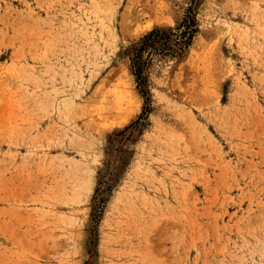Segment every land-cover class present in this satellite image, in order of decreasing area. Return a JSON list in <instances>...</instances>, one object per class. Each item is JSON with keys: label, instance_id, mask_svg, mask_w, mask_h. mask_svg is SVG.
Segmentation results:
<instances>
[{"label": "rangeland", "instance_id": "374dc122", "mask_svg": "<svg viewBox=\"0 0 264 264\" xmlns=\"http://www.w3.org/2000/svg\"><path fill=\"white\" fill-rule=\"evenodd\" d=\"M261 100L264 0H0V264H264Z\"/></svg>", "mask_w": 264, "mask_h": 264}, {"label": "snow or ice", "instance_id": "6c2138e0", "mask_svg": "<svg viewBox=\"0 0 264 264\" xmlns=\"http://www.w3.org/2000/svg\"><path fill=\"white\" fill-rule=\"evenodd\" d=\"M166 23H168L170 26H174V23L172 21H167ZM148 27H151L150 25ZM261 104H264V100H261ZM160 228H163V222L161 223V225H159Z\"/></svg>", "mask_w": 264, "mask_h": 264}, {"label": "bare ground", "instance_id": "6f19581e", "mask_svg": "<svg viewBox=\"0 0 264 264\" xmlns=\"http://www.w3.org/2000/svg\"><path fill=\"white\" fill-rule=\"evenodd\" d=\"M100 12H101V10H100Z\"/></svg>", "mask_w": 264, "mask_h": 264}]
</instances>
